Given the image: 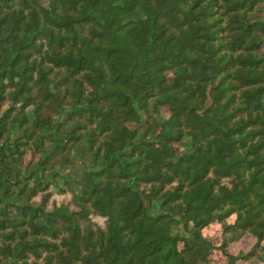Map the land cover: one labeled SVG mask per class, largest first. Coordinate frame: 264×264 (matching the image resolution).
I'll return each mask as SVG.
<instances>
[{"label":"trees","instance_id":"trees-1","mask_svg":"<svg viewBox=\"0 0 264 264\" xmlns=\"http://www.w3.org/2000/svg\"><path fill=\"white\" fill-rule=\"evenodd\" d=\"M0 264H264V0H0Z\"/></svg>","mask_w":264,"mask_h":264},{"label":"rangeland","instance_id":"rangeland-1","mask_svg":"<svg viewBox=\"0 0 264 264\" xmlns=\"http://www.w3.org/2000/svg\"><path fill=\"white\" fill-rule=\"evenodd\" d=\"M205 234L206 235H211L213 238H217V236H218L217 225L212 226V227L210 226V227L206 228L205 229ZM252 241L253 240L251 238L246 236L245 240L243 241V243H241L240 247H242L244 249H247L252 244ZM234 248H235V250L238 249V247H234Z\"/></svg>","mask_w":264,"mask_h":264}]
</instances>
